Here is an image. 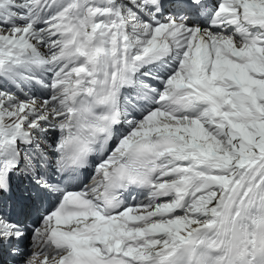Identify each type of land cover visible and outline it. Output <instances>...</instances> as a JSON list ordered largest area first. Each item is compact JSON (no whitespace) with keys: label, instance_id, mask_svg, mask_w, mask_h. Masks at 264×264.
<instances>
[{"label":"snow or ice","instance_id":"snow-or-ice-1","mask_svg":"<svg viewBox=\"0 0 264 264\" xmlns=\"http://www.w3.org/2000/svg\"><path fill=\"white\" fill-rule=\"evenodd\" d=\"M0 264H264V0H0Z\"/></svg>","mask_w":264,"mask_h":264}]
</instances>
